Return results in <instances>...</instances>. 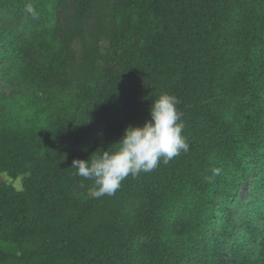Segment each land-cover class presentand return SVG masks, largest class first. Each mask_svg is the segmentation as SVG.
Wrapping results in <instances>:
<instances>
[{
	"label": "trees",
	"instance_id": "trees-1",
	"mask_svg": "<svg viewBox=\"0 0 264 264\" xmlns=\"http://www.w3.org/2000/svg\"><path fill=\"white\" fill-rule=\"evenodd\" d=\"M7 9L35 25L28 38L0 32L15 89L0 88V176L20 181L0 180V264H264V0H0ZM164 93L181 101L189 150L96 197L72 161L116 150ZM258 169L254 196L234 200Z\"/></svg>",
	"mask_w": 264,
	"mask_h": 264
},
{
	"label": "clouds",
	"instance_id": "clouds-1",
	"mask_svg": "<svg viewBox=\"0 0 264 264\" xmlns=\"http://www.w3.org/2000/svg\"><path fill=\"white\" fill-rule=\"evenodd\" d=\"M181 101L174 95L161 94L150 107L149 121L142 127L129 125L116 150L92 155L86 162L74 159L71 169L94 183V195H114L128 178L151 172L163 162L167 164L181 152L189 150L182 135L185 124L178 110Z\"/></svg>",
	"mask_w": 264,
	"mask_h": 264
},
{
	"label": "rangeland",
	"instance_id": "rangeland-1",
	"mask_svg": "<svg viewBox=\"0 0 264 264\" xmlns=\"http://www.w3.org/2000/svg\"><path fill=\"white\" fill-rule=\"evenodd\" d=\"M32 17L27 9H21V10H4L0 12V32H8L11 36L13 35H22L24 38H28L29 34L31 32L32 27L35 25L34 21H31ZM4 35H0V44L4 41ZM77 50H80L79 45H77ZM1 72V71H0ZM4 75V72L0 74V88L5 90L6 92H14V88H8L7 85L2 83L4 81V78L2 77ZM49 96H39V100L41 102L45 101H51L52 99L48 98ZM252 163V162H251ZM261 169V168H260ZM258 169L254 171L251 176L249 177V182L245 183L242 186H239L238 191L236 193L235 199H239L242 204H244L245 200H249L251 197L254 196V189H257V185L259 182V179L261 177L262 171ZM1 181H7L11 184H14L16 186L20 185V181L18 180H11L7 176H0ZM264 194V191L260 194H256L257 197H260ZM256 197V198H257ZM264 202V200H263ZM233 203L230 201L228 207L232 208ZM238 211L236 213V217L243 216L244 218L248 217L249 215V209L246 206H238ZM247 243V238H243L240 240L239 244L237 245H244ZM224 259V257H223ZM227 262L228 264H234V259L230 256H227Z\"/></svg>",
	"mask_w": 264,
	"mask_h": 264
}]
</instances>
